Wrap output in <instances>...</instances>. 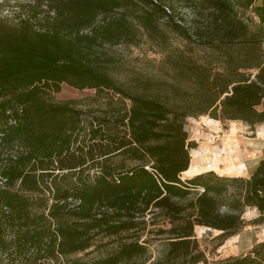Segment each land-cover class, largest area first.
I'll list each match as a JSON object with an SVG mask.
<instances>
[{"label": "trees", "instance_id": "obj_1", "mask_svg": "<svg viewBox=\"0 0 264 264\" xmlns=\"http://www.w3.org/2000/svg\"><path fill=\"white\" fill-rule=\"evenodd\" d=\"M256 1L27 0L17 21L0 18V264H264L256 249L211 263L195 233L217 231V249L246 210L264 225V158L248 178L180 177L196 148L188 119L264 125ZM169 34L218 56L182 63L190 89L132 90L111 75L107 48L143 35L169 51ZM42 82L111 98L56 102L32 87ZM154 242L165 250L151 261Z\"/></svg>", "mask_w": 264, "mask_h": 264}, {"label": "rangeland", "instance_id": "obj_2", "mask_svg": "<svg viewBox=\"0 0 264 264\" xmlns=\"http://www.w3.org/2000/svg\"><path fill=\"white\" fill-rule=\"evenodd\" d=\"M27 0H0V18H7L10 23L17 21L21 12L19 5L26 3ZM174 18L189 19V14L182 8L180 4L174 5ZM250 17V28H258L257 19L253 13H248ZM260 26V25H259ZM264 31V28L260 27ZM170 50L164 51L154 42L148 40L146 36H141L139 42L135 46L119 45L112 48H107V53L111 57L110 73L120 83L132 90L136 89L142 82H150L152 88L165 90L164 83L174 85L181 89H190V77L187 73H183L179 69L183 62L193 60L198 63H208L218 56L208 49L197 46L196 44L188 45L178 36L174 34L168 35ZM173 60L178 63H170V55ZM34 89L44 92L46 98L56 102L74 100L79 101L80 106L85 107L90 105V101H105L111 98L110 93L103 95L104 99H95L94 92L91 90L78 91L64 83L60 82H42L32 85ZM186 130L189 135V140L196 144L193 150H201L203 152L204 167L213 165L212 154L222 149L224 142L227 140L232 144H238L240 151L238 160L247 164L259 159L262 153V145L257 140L256 130L250 131L249 127L240 122L215 123L208 120L207 117L201 119H188ZM258 135H264V129L258 128ZM235 140V142H233ZM208 154V155H207ZM208 158V159H207ZM207 163V164H206ZM219 174L239 176L235 171L221 166L215 170ZM250 173V172H249ZM245 174V172H244ZM187 176V174H185ZM186 176H182L185 180ZM245 178V177H243ZM256 211L246 210L243 219L246 226L241 229L232 239H228L219 248H215L218 243L215 237L219 234L215 231L207 229L195 230L196 236L201 244V248L205 251L209 262L215 263L227 259L228 257H240L251 254L253 249L258 251V258L264 262V225H256L253 222L257 218ZM145 237H143L144 239ZM112 248L109 245L107 249ZM149 255L151 261L158 260L162 257L165 246L163 242H154L149 246ZM99 252H92L89 255L78 254L73 258H81L82 260H91L98 257Z\"/></svg>", "mask_w": 264, "mask_h": 264}, {"label": "bare ground", "instance_id": "obj_3", "mask_svg": "<svg viewBox=\"0 0 264 264\" xmlns=\"http://www.w3.org/2000/svg\"><path fill=\"white\" fill-rule=\"evenodd\" d=\"M259 129H264V127H261V125H260ZM233 142H235V140H233ZM202 149H204V148H202ZM202 149L200 151L199 150H192L190 152L192 168H191V171H189V172H195L197 170L196 163L203 161V152L200 155V152L202 151ZM239 151H240V148L236 142L234 144H232L230 141L227 140L226 142H224L222 149H218L212 154V156H213L212 161L214 162V164L210 165L208 168L216 170L217 168H221V166H224L226 168H229V169L235 171L238 175H243L246 170H245L244 164L240 163L241 161L239 162V160H238ZM185 174L189 175L190 173H185ZM253 211H255V210H253ZM196 229L203 230L200 227H197ZM215 232H217V231H215ZM232 238L233 237H231L230 239H232Z\"/></svg>", "mask_w": 264, "mask_h": 264}, {"label": "crops", "instance_id": "obj_4", "mask_svg": "<svg viewBox=\"0 0 264 264\" xmlns=\"http://www.w3.org/2000/svg\"><path fill=\"white\" fill-rule=\"evenodd\" d=\"M254 8H255V11L252 12V13L254 15V18L257 19V24L260 25V26L257 25L258 26V29H260V27L264 28V0H257L255 2V4H254ZM201 118H204V117H199L198 119H201ZM207 119L208 120H211L208 117H207ZM211 121L212 122H215V123H220L219 121H215V120H211ZM261 127H264V125H261ZM256 128H257V130L255 132L256 135H257L256 138H257L258 142H260L262 145H264V135H258V128H259V126H257ZM261 150H262V152H264V148H262ZM259 156H261V157L259 159H257L256 161L247 164V166L245 168V170H246L245 171V174L240 175L241 177H245V178H248L249 177V172L252 171V169L255 167V165L257 164V162L260 159L264 158V153H262ZM203 165H204V163L197 162L196 163L197 170L195 172H189V171H191V168H192V163H191V160H190V166H189V168H188V170L186 172H184V173L181 174V179H183L182 176L185 173H190L189 175H187L185 177L186 179H189V178L193 177L196 174H199V173H202V172H205V171H209L210 170L208 167L206 168ZM225 176H232V175H225Z\"/></svg>", "mask_w": 264, "mask_h": 264}, {"label": "built area", "instance_id": "obj_5", "mask_svg": "<svg viewBox=\"0 0 264 264\" xmlns=\"http://www.w3.org/2000/svg\"><path fill=\"white\" fill-rule=\"evenodd\" d=\"M262 48H264V43H262Z\"/></svg>", "mask_w": 264, "mask_h": 264}, {"label": "water", "instance_id": "obj_6", "mask_svg": "<svg viewBox=\"0 0 264 264\" xmlns=\"http://www.w3.org/2000/svg\"><path fill=\"white\" fill-rule=\"evenodd\" d=\"M180 177H181V175H180ZM208 231H210V230H208Z\"/></svg>", "mask_w": 264, "mask_h": 264}]
</instances>
